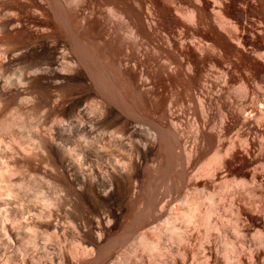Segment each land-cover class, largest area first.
Returning <instances> with one entry per match:
<instances>
[{"label": "bare ground", "instance_id": "6f19581e", "mask_svg": "<svg viewBox=\"0 0 264 264\" xmlns=\"http://www.w3.org/2000/svg\"><path fill=\"white\" fill-rule=\"evenodd\" d=\"M153 258L264 264V0H0V264Z\"/></svg>", "mask_w": 264, "mask_h": 264}, {"label": "rangeland", "instance_id": "374dc122", "mask_svg": "<svg viewBox=\"0 0 264 264\" xmlns=\"http://www.w3.org/2000/svg\"><path fill=\"white\" fill-rule=\"evenodd\" d=\"M24 106V105H23ZM23 109V108H22ZM23 111H24V109H23ZM25 113H24V115H25V118H27L25 121H27V122H24V126H25V138H26V140H28V142H29V140H30V142H32L31 143V147H32V144H33V140H31L32 139V137L33 136H31V135H33L34 134V132L33 131H35L36 129H38V128H40L39 129V131L40 130H42L41 129V126L43 125L44 127H46V125H47V129H52V124H53V118H52V120H50L51 119V115L49 116L48 115V119L46 120L45 119V121L44 122H42V120H44V117H46L47 118V116H46V113L43 115L44 117H42L41 115H42V112L43 111H41V114H39L41 117H39V115L36 113L35 115L36 116H38V117H35V116H30L31 114H30V112L28 113V112H26V111H24ZM189 114H188V116H187V122H185V125H183L182 127H181V132H182V141L185 143V145H188V144H190V142H193L194 140H193V135H194V133H192V130H191V128L190 127H186L187 125H191L190 123H193L194 122V120H196L197 119V121H199V115H197V113H198V110L195 108V107H190L189 108ZM27 113H28V115H27ZM39 113H40V111H39ZM33 115H34V113H33ZM53 116H54V114H52ZM214 115V114H213ZM216 115V114H215ZM215 115L212 117V119H211V121L213 120H215V121H217V116L215 117ZM26 116H28V117H30V118H28V117H26ZM52 116V117H53ZM35 119H39V120H36L35 122L33 121V120H35ZM24 120V119H23ZM33 121V122H32ZM38 121V122H37ZM52 121V122H51ZM214 121V122H215ZM41 122V123H40ZM46 122V123H45ZM51 122V123H50ZM196 122V121H195ZM214 122H212V123H214ZM25 123H27V124H25ZM36 125H34V124ZM45 123V124H44ZM141 123L143 124L142 126H141V128H142V132H145V130H146V128H148V124H147V122H145V121H141ZM40 124H42L41 126H40ZM187 124V125H186ZM27 125V126H26ZM40 127H39V126ZM33 126V127H32ZM42 126V128L44 129V127ZM49 127V128H48ZM51 127V128H50ZM27 128V129H26ZM54 129V128H53ZM52 129V130H53ZM30 131V132H29ZM30 136H31V138H30ZM232 136H234V134L233 133H231V134H229V135H227L226 137L227 138H229L230 140H235V138H233ZM235 137V136H234ZM227 138H225L226 140H225V143L226 142H228V140L229 139H227ZM27 144V145H28ZM40 169H38V167H37V169L36 170H34V171H41L42 169H41V166L39 167ZM29 171H31V173L29 174ZM33 170H31V169H29L28 171H24V174L22 175V176H17L16 177V179H24V178H26V175H29V176H27V178H26V180H28V181H33V180H38V178H39V180L38 181H40V173H38V174H34L33 175V173H36V172H34ZM39 175V176H38ZM32 176H34V177H36V178H34V177H32ZM38 176V177H37ZM18 177H20V178H18ZM33 178V179H32ZM39 184H40V182H39ZM162 189H164V187L162 186L161 187ZM184 189V188H183ZM183 189H179V190H177V191H175V193L174 192H171V191H166L165 190V198H164V200L165 201H167L168 199H172V197H173V199H174V197H175V200L172 202V204L171 205H176L178 202H179V196H181V195H183V193H184V191L185 190H183ZM181 190H183V191H181ZM180 191V192H179ZM168 192V193H167ZM182 193V194H181ZM219 193V192H218ZM231 193H233V192H229V191H224V192H220L219 194H217L218 196L216 197V202H217V204L219 205L218 207H219V211H221L220 212V214H221V218H222V220H223V222L224 223H226V231L223 233V239L224 238H226V239H228L229 241H233L234 240V237H233V235H232V232H231V223H232V217H231V212H230V210L228 209L229 207L227 206L228 205V203L230 202L229 200L231 199V197H232V194ZM241 193V194H240ZM242 193L243 192H236L235 193V198H236V200L238 201H236L238 204L240 203V205L242 204V199H243V196H241L242 195ZM245 193V192H244ZM170 197V198H169ZM177 198V199H176ZM218 198V199H217ZM64 205H66V204H64ZM70 205H66V206H64V208L63 209H65L67 212L71 209L70 207H69ZM68 208H70V209H68ZM66 211H59V213H60V216H61V223L63 222V224H62V226L64 227V230H66V232L67 233H69L70 232V230L69 229H71V227L67 224L68 222V220H66V214L65 213H67ZM63 214H64V216L65 217H63ZM62 217L64 218V219H62ZM63 220V221H62ZM67 228V229H66ZM69 230V231H68ZM194 235H193V240H192V243H191V245H190V249L193 251V252H195V250H196V248H198L197 250H196V252H195V255H197V257L196 256H194L195 257V259L197 260V259H199L198 258V256L200 257L201 256V249H200V247H199V240H198V238L196 237V238H194L195 236H197L198 234H196L195 235V233H193ZM247 238H249V237H247ZM195 239H197L196 241H195ZM61 243H63V242H61ZM49 248L51 247V248H54L55 247V242L53 243H49L48 245H47ZM173 246H174V244H173ZM197 251L200 253V255H198L197 254ZM154 257V256H153ZM155 257H157V256H155ZM154 259V258H153ZM157 258H155L154 260H153V262H154V264H160V262H161V260H159V259H157ZM158 260L160 261V262H158Z\"/></svg>", "mask_w": 264, "mask_h": 264}]
</instances>
